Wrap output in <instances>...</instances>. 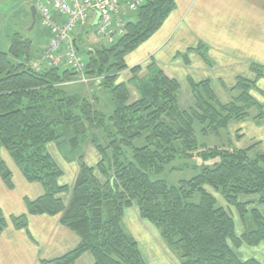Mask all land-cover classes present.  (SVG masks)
I'll return each mask as SVG.
<instances>
[{
  "label": "trees",
  "instance_id": "trees-1",
  "mask_svg": "<svg viewBox=\"0 0 264 264\" xmlns=\"http://www.w3.org/2000/svg\"><path fill=\"white\" fill-rule=\"evenodd\" d=\"M173 8L174 0H147L113 43L77 45L86 56L84 75L94 78L111 98L109 115L94 107L99 93L89 100L60 87L78 79L70 68L43 64L39 71L31 69L26 64L35 46L30 36L16 31L8 48L0 50V154L2 149L7 151L24 178L43 187L40 197L25 200L28 213L61 214L60 222L80 237L73 250L40 264H74L87 251L94 264H146L136 240L121 226L124 209L132 205L160 229L180 264H264L253 258L242 260L233 250V246H254L264 240L262 213L250 209L249 201H241V197L257 196V204L264 207V155L251 157L252 147H213L201 154L204 164L194 176L176 183L160 178L180 155L178 142L185 154L197 150L196 120L205 125L203 133L207 129L217 133L231 121L248 118L253 107L258 109L255 119L264 120L263 105L250 94L255 82L237 78L235 88L240 93L226 104L217 100L208 81L192 82L195 108L189 111L178 105L179 83L161 69L136 82L138 98L133 102L126 83L116 82L118 73L127 68L125 56L158 30ZM37 23L38 19L33 29ZM251 68L257 77L263 76L262 68ZM95 128L104 130L109 141L104 145L90 133L100 159L95 167L78 159L79 174L66 204L60 194L70 188L59 183L63 171L48 145L67 135L75 145L79 134ZM136 140L143 144L134 145ZM0 176L12 187L11 171L1 156ZM206 186L234 207L243 226L240 234L234 218ZM10 221L16 228L27 227L25 215L12 216ZM6 225L0 210V233Z\"/></svg>",
  "mask_w": 264,
  "mask_h": 264
},
{
  "label": "crops",
  "instance_id": "crops-1",
  "mask_svg": "<svg viewBox=\"0 0 264 264\" xmlns=\"http://www.w3.org/2000/svg\"><path fill=\"white\" fill-rule=\"evenodd\" d=\"M120 14L128 21L136 18L135 13L125 8ZM95 29L96 19L92 15L88 25L73 39L83 45L81 41H85L89 33L96 35ZM125 62L127 68L118 73L116 82L126 83L128 92L133 89L134 96L129 94V100L138 98L136 82L149 77L157 69L177 80L179 92L183 90V106L190 110L195 108L192 82L208 81L222 104L229 103L240 93L235 88L239 77L257 83L261 90L260 86L264 84V0H174V8L162 25L128 53ZM252 66L262 68L263 76L257 77ZM133 68L136 70L132 71ZM256 86L250 94L259 97L257 100L261 103L264 95H258ZM250 140L264 143V139ZM248 146L252 145H246V148ZM48 151L57 162H63L50 144ZM8 154H0L11 171L12 182V187H8L0 176V210L7 220L0 233V264H40L41 260H52L73 250L80 243V237L60 222L61 214L28 213L25 200L40 197L43 187L39 182H28ZM64 162L68 161L65 159ZM62 165L67 176L66 184H72L79 164L77 167ZM21 215L27 218L26 228H16L10 221V217ZM121 226L136 240L146 264H180L178 253L166 244L154 224L140 216L135 205L124 209ZM245 246L242 244L236 248L242 260L247 259L242 249L246 250ZM94 262L93 255L87 251L74 264Z\"/></svg>",
  "mask_w": 264,
  "mask_h": 264
},
{
  "label": "rangeland",
  "instance_id": "rangeland-1",
  "mask_svg": "<svg viewBox=\"0 0 264 264\" xmlns=\"http://www.w3.org/2000/svg\"><path fill=\"white\" fill-rule=\"evenodd\" d=\"M33 3V0H0V50H6L8 48L10 37L16 31H18L24 36H30L35 46L32 49V55L28 57V60H26V64L31 69H33L32 61L35 59H38V61H40L43 50L45 51L46 49L44 36L46 32L38 25V23L36 24L34 29L32 28L31 30H28V27L31 24L29 7ZM97 39L98 37H96L94 33H89L86 40L81 42L83 45L94 47L95 45H97V41H99ZM84 58L86 59V56H84ZM20 60L22 59L19 58V60L17 61ZM46 66H57L62 70L66 68L63 61L53 65H49L46 63ZM60 87L67 94H80L81 96H85L89 100H92L94 94L99 93V99L97 102L94 103L95 109L105 113L106 115H109L110 112H112V109L110 107L112 105L110 96H106L103 90L96 85V81L94 80V78L90 79L89 82L73 81L68 84H62L60 85ZM260 87L263 89V91L262 89L260 90L259 88H257V86L256 91L258 92L259 96H263L264 84H262ZM182 92L183 90L181 89V91L179 92V105L181 108H184V110H190L183 106L184 104L182 101ZM129 94L131 95V97L134 96L132 88L129 89ZM254 96L255 100L259 98L256 95ZM262 100L263 101L261 103L264 104V96ZM129 101L132 102L134 100H131L130 98ZM249 113L250 116L248 118L240 121H231L227 128L220 129L217 133L209 129H207L206 132L203 133L202 129L205 128V125L199 124L196 120L194 122V132L198 144L197 150L189 154H185L180 142H178V147L180 149V153L178 154L180 155H178V157H176L172 164L166 168L160 178L167 180L168 183H176L179 179H188L194 176L196 174L197 168L201 167L204 164L201 159V154L205 151L212 149L213 147L230 150L232 148L246 149V145H252L248 146L252 147L250 152L251 157H255L257 154L264 155V143L250 140L251 138H254L255 140L264 139V130H262L264 127V120L255 119L254 116L258 113V109L256 107L251 108L249 110ZM90 133H95L99 137L100 142L104 145L109 141L110 137L104 130L100 128H95L91 132H89L88 130V135L85 133H82L81 135L79 134L75 145H73V142L69 140L68 135L67 137H63L62 140L60 139L57 144H50L51 148H54V153H57V155L63 161L62 163L58 161L59 165L61 166V169L63 163L75 165L77 167L79 158H82V161L85 162L87 165L95 167L96 163L100 159V155L90 143ZM71 144L72 147H76V149L71 150ZM142 144L143 142L141 140H136L134 143V145L136 146H140ZM1 152H6L8 154V152L4 149H2ZM8 155L10 156V154ZM65 159L68 162H64ZM206 162L211 163L212 161L209 160ZM78 174L79 168L77 167L72 181L76 180ZM95 175L100 181H103V178L98 171L95 172ZM66 179L67 176L63 173L62 177L59 179V183L66 184V182H68ZM73 184L74 182L72 184L67 183L66 185L70 188V190L66 193L60 194V197L66 204H68L71 199V189L73 187ZM206 189L214 195L218 204L227 209V211L231 214V216L234 218V221L236 222V233L240 234L243 231V226L234 207L227 205L222 196L216 193L210 187L206 186ZM257 199V196L241 197V201L250 202V206H248L250 209L257 208L264 217V207L262 205L257 204ZM157 229L160 231L159 228ZM245 247L246 250L244 247L242 249H244V254L247 259L254 258L261 262H264V244L260 245L259 243L254 246L246 245ZM233 250L236 252V248L234 246ZM178 261L180 262L179 257Z\"/></svg>",
  "mask_w": 264,
  "mask_h": 264
},
{
  "label": "built area",
  "instance_id": "built-area-1",
  "mask_svg": "<svg viewBox=\"0 0 264 264\" xmlns=\"http://www.w3.org/2000/svg\"><path fill=\"white\" fill-rule=\"evenodd\" d=\"M39 15L40 25L47 29L46 49L41 60L32 61L33 69L39 70L42 63L49 65L61 61L77 73L78 81L86 82L85 61L73 47V37L86 27L93 15L96 19L95 33L106 44L113 43L125 33L126 18L120 13L123 8L136 12L147 0H33Z\"/></svg>",
  "mask_w": 264,
  "mask_h": 264
},
{
  "label": "water",
  "instance_id": "water-1",
  "mask_svg": "<svg viewBox=\"0 0 264 264\" xmlns=\"http://www.w3.org/2000/svg\"><path fill=\"white\" fill-rule=\"evenodd\" d=\"M29 11H30L31 20H32V23L29 27V30H31L33 28V26L35 25L36 20H37V10H36V7L32 4L29 7ZM73 44H74V47L76 48V50L79 51L78 46L75 43V40H73Z\"/></svg>",
  "mask_w": 264,
  "mask_h": 264
}]
</instances>
